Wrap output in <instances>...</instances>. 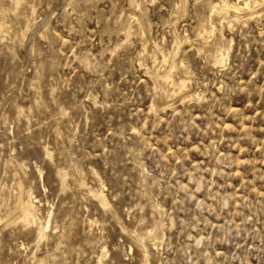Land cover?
I'll list each match as a JSON object with an SVG mask.
<instances>
[{
	"label": "rangeland",
	"instance_id": "rangeland-1",
	"mask_svg": "<svg viewBox=\"0 0 264 264\" xmlns=\"http://www.w3.org/2000/svg\"><path fill=\"white\" fill-rule=\"evenodd\" d=\"M225 1L0 0V264H264V0Z\"/></svg>",
	"mask_w": 264,
	"mask_h": 264
},
{
	"label": "bare ground",
	"instance_id": "bare-ground-1",
	"mask_svg": "<svg viewBox=\"0 0 264 264\" xmlns=\"http://www.w3.org/2000/svg\"><path fill=\"white\" fill-rule=\"evenodd\" d=\"M223 2V1H222ZM224 2H226L225 0H224ZM250 2H251V0H242V4H241V7L240 8H243V9H245V8H248L249 7V5H250ZM228 3V2H227ZM227 3H225V4H227ZM224 4V5H225ZM231 4V3H230ZM234 4H236V3H234ZM231 6H233V5H231ZM236 6H239V5H236ZM224 7V6H223ZM260 7V6H259ZM226 8H227V6H226ZM233 8V7H232ZM239 8V7H238ZM230 9V8H229ZM248 9H250V8H248ZM237 10V9H236ZM216 11V10H215ZM219 12V11H218ZM235 12V11H234ZM239 13V12H238ZM255 13V12H254ZM248 16H250V15H248ZM237 18V17H236ZM232 19V18H231ZM234 19V18H233ZM211 29L212 28H210V32H211ZM212 33V32H211ZM186 40V39H185ZM175 53V52H174ZM224 53V52H223ZM216 54V53H215ZM225 54V53H224ZM173 55V54H172ZM220 55V54H219ZM162 56V55H161ZM223 56V54L221 55V57ZM217 58V57H216ZM219 58V57H218ZM163 59H165V58H163ZM224 60V59H223ZM163 61V60H162ZM215 61V60H214ZM165 62V61H164ZM216 62V61H215ZM222 62V58L221 59H219L218 60V63H221ZM162 64V63H161ZM164 64H166V63H164ZM216 64V63H215ZM224 64V63H223ZM168 69V68H167ZM170 69V68H169ZM170 70H168L167 72H169ZM168 74V73H167ZM165 78V77H164ZM168 79V78H167ZM166 79V80H167ZM180 82V81H179ZM182 83V82H181ZM185 83V82H184ZM182 84H180V86H181ZM183 86V85H182ZM184 87V86H183ZM178 88V87H177ZM180 89H183V88H180ZM174 90V89H173ZM172 90V91H173ZM174 92V91H173ZM176 92V91H175ZM181 92H183V91H181ZM177 94V93H176ZM96 193H98V192H96ZM102 194V193H101ZM103 195V194H102ZM101 196V195H100ZM105 199V198H104ZM106 200V199H105ZM105 202V201H104ZM103 205V204H102ZM107 206V205H106ZM23 214V213H22ZM48 225V224H47ZM150 233V232H149ZM151 234V233H150ZM150 234H149V236H150Z\"/></svg>",
	"mask_w": 264,
	"mask_h": 264
}]
</instances>
